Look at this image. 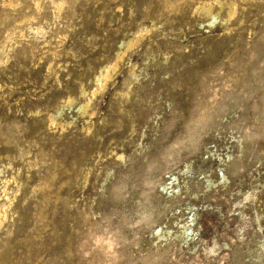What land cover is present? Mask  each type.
I'll use <instances>...</instances> for the list:
<instances>
[{"label": "rangeland", "instance_id": "rangeland-1", "mask_svg": "<svg viewBox=\"0 0 264 264\" xmlns=\"http://www.w3.org/2000/svg\"><path fill=\"white\" fill-rule=\"evenodd\" d=\"M0 207V264H264V0H0Z\"/></svg>", "mask_w": 264, "mask_h": 264}, {"label": "bare ground", "instance_id": "bare-ground-1", "mask_svg": "<svg viewBox=\"0 0 264 264\" xmlns=\"http://www.w3.org/2000/svg\"><path fill=\"white\" fill-rule=\"evenodd\" d=\"M232 6V5H231ZM231 6H230V8H229V12H228V15L229 16H231L232 14H233V8H231ZM61 7H62V3H57V4H55V8H56V11H60V9H61ZM200 11L204 14V15H206L207 17H209V19H210V22H209V24L211 25V24H213L214 22H215V16L212 14V12H211V8H210V6H207V5H203L202 7H200ZM39 31V30H38ZM143 32H146V30H144V31H141L139 34H138V36L135 38V42H137L140 38H141V36H142V34H143ZM124 46H125V48H130L131 46H132V42H128V43H126V44H123ZM122 55H123V52H117V54H116V59H115V62H114V64L113 65H111V67H109V68H106L103 72H101L100 74H99V76L95 79V81H96V84H97V86L99 87V89L100 90H103L104 88H105V84H106V82H107V79L109 78V70L111 69V70H114L115 68H116V65H117V63H118V61L122 58ZM94 93H95V91L92 93V95H94ZM87 107H88V102H84L80 107H79V110L80 111H85L86 109H87ZM50 121L52 122V123H54L55 121H54V119L53 118H50ZM172 191H174V189L175 188H173V185H172ZM3 207V206H2ZM7 209V208H6ZM6 209L5 208H1L0 207V226L3 224V222L6 220ZM182 235H183V237H185V239L186 238H188L190 235H189V233H193L194 231L191 229V227L190 226H188V227H184L183 226V228H182ZM184 240V239H183ZM263 249H264V246H263Z\"/></svg>", "mask_w": 264, "mask_h": 264}]
</instances>
